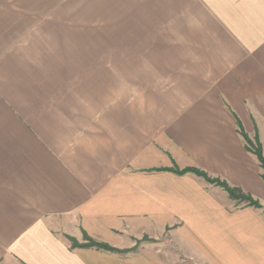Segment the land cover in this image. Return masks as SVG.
I'll return each instance as SVG.
<instances>
[{
	"label": "crops",
	"instance_id": "obj_1",
	"mask_svg": "<svg viewBox=\"0 0 264 264\" xmlns=\"http://www.w3.org/2000/svg\"><path fill=\"white\" fill-rule=\"evenodd\" d=\"M244 136L264 156V0H0V264H264Z\"/></svg>",
	"mask_w": 264,
	"mask_h": 264
},
{
	"label": "trees",
	"instance_id": "obj_2",
	"mask_svg": "<svg viewBox=\"0 0 264 264\" xmlns=\"http://www.w3.org/2000/svg\"><path fill=\"white\" fill-rule=\"evenodd\" d=\"M244 140L246 142V150L254 155L256 158L259 167L261 169V179L264 183V156L262 155V150L260 145L257 142H251L244 136ZM178 175H182L185 173H192L196 175L197 177L202 178L206 183L210 185H214L216 187L221 188L230 200L234 201L237 204H245L246 206L253 207L256 209H260L261 205L258 200H255L252 198L250 195L244 193L238 188L232 187L229 184H227L225 181H221L217 178H211L208 176L205 172L195 169V168H189V169H184V170H170ZM69 242H71V247L72 248H94L96 250H102L106 252H116L113 248L108 246L107 244L96 242L92 239H90L86 234L83 235L84 243L83 244H78L74 239L72 238H67Z\"/></svg>",
	"mask_w": 264,
	"mask_h": 264
},
{
	"label": "rangeland",
	"instance_id": "obj_3",
	"mask_svg": "<svg viewBox=\"0 0 264 264\" xmlns=\"http://www.w3.org/2000/svg\"><path fill=\"white\" fill-rule=\"evenodd\" d=\"M147 241H148L147 238H143L142 241H136V246H138L139 243H141V242H147ZM70 244H71V242H70ZM111 248H113L114 250H116V252H113V253H124V252H126V250H119V249L114 248V247H111ZM134 249H135V247H134ZM167 250L169 251L168 253H169V257L171 258L170 261H171L172 264L173 263L174 264H192V262L188 261L187 259L185 260L184 257H182L181 260H178L177 257H176V255H174V253L172 251L171 245H168ZM183 260H185V261H183Z\"/></svg>",
	"mask_w": 264,
	"mask_h": 264
}]
</instances>
